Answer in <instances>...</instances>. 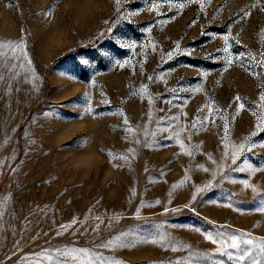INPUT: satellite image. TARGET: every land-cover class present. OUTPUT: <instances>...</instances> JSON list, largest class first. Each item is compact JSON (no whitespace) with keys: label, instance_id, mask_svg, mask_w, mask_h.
Wrapping results in <instances>:
<instances>
[{"label":"rangeland","instance_id":"1","mask_svg":"<svg viewBox=\"0 0 264 264\" xmlns=\"http://www.w3.org/2000/svg\"><path fill=\"white\" fill-rule=\"evenodd\" d=\"M261 97L264 0H0V264H264Z\"/></svg>","mask_w":264,"mask_h":264},{"label":"snow or ice","instance_id":"2","mask_svg":"<svg viewBox=\"0 0 264 264\" xmlns=\"http://www.w3.org/2000/svg\"><path fill=\"white\" fill-rule=\"evenodd\" d=\"M116 2L119 3V0H116ZM261 98L264 99V97H261ZM237 99H239V98H237ZM241 107H243V105H241ZM209 239H211V237H209ZM248 242L251 243V241H248ZM231 246L232 247H237V244L235 243V241H233Z\"/></svg>","mask_w":264,"mask_h":264}]
</instances>
